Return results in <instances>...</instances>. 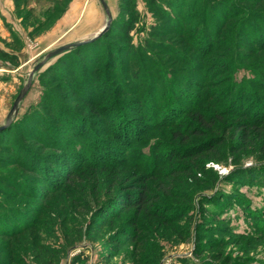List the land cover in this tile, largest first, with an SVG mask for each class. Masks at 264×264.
I'll return each instance as SVG.
<instances>
[{
	"label": "rangeland",
	"instance_id": "374dc122",
	"mask_svg": "<svg viewBox=\"0 0 264 264\" xmlns=\"http://www.w3.org/2000/svg\"><path fill=\"white\" fill-rule=\"evenodd\" d=\"M93 1L0 0V125L47 51L104 25ZM171 1L107 4L34 73L0 128V264H264V18H242L264 0ZM122 120L142 142L115 141Z\"/></svg>",
	"mask_w": 264,
	"mask_h": 264
},
{
	"label": "trees",
	"instance_id": "16d2710c",
	"mask_svg": "<svg viewBox=\"0 0 264 264\" xmlns=\"http://www.w3.org/2000/svg\"><path fill=\"white\" fill-rule=\"evenodd\" d=\"M165 2H167V3H170V4H172V1L171 0H165ZM170 4H169V6H170ZM263 10V12H264V9H262ZM242 18H244V17H247L245 20H246V24H247V26L249 27V28H251L252 27V22L250 21V20H248V18H251V19H253V20H260V19H262V18H264V13L260 16V15H255L254 14V11L253 10H248V11H243L242 12ZM205 42H206V40H205ZM203 43V42H202ZM146 47H148V48H150L151 47V45L150 44H148L147 43V45H146ZM252 83H253V81H252ZM255 85V84H254ZM255 91H258L259 89H261L262 87H259V86H257V85H255ZM239 89H237V91H238ZM259 105V104H258ZM214 107V106H213ZM94 109H95V106H94ZM105 112V111H104ZM212 112L214 113V115L215 116H220V114L221 113H223L221 110H218L216 107H214L213 108V110H212ZM208 114V112H200V116L199 115H197L196 116V118H195V120H193V122L194 121H198L199 122V124H204V125H206V126H208L209 128H211V130H213V129H217L218 128V126H219V121L218 120H216V121H214L213 123H207V122H205V120H206V116L205 115H201V114ZM229 114V113H228ZM256 114V113H255ZM94 116H98V114L96 113ZM199 116V117H198ZM253 116V115H252ZM260 116V114L258 113L257 114V116L256 115H254V117H259ZM262 117H261V119H256V120H253V122H250V124H249V126L251 127V128H253V129H256L257 127V124L258 123H260V122H262V121H264L263 119H264V114L263 115H261ZM198 117V118H197ZM113 124L115 123L114 121L112 122ZM113 124H111V125H113ZM194 124H192V126H193ZM120 127V128H119ZM119 131H115V141H118V144L119 145H123V146H125L127 143H133V144H137V143H139V142H142L143 141V137H141V135L139 136V133L138 132H136V130L132 127V124H131V122H128L127 120H122V121H119ZM111 128V127H110ZM121 128H126L127 129V132H124V131H122L121 130ZM243 129V128H242ZM212 143H213V141L214 140H210ZM215 142V141H214ZM218 142H220V141H218ZM201 143V142H200ZM152 144V143H151ZM159 144H161V143H159ZM201 146L202 147H204V144L203 143H201ZM153 146H151L150 145V149L152 148ZM201 147V148H202ZM188 148V147H187ZM196 149V148H195ZM206 151V148L204 147V148H202V150L201 151ZM107 151H109V148H106V149H103V151H102V153H104V152H107ZM207 151H211L210 149H207ZM192 153V152H191ZM191 153H186V155H183V158L184 157H186L187 155L189 156V158L190 157H192V154ZM99 154V153H98ZM159 154H160V151H159ZM159 154H157V155H153V154H150V155H144V156H142V159H136V160H131V161H129L128 159H126V158H122V159H120L119 158V156H118V153H117V151L116 150H113V151H109V152H107V155L109 156V157H111V155L113 156V162H115V161H117V159H119L120 161L118 162V163H121V164H119L120 166L121 165H131V166H134L135 168L137 167L138 168V170H142L143 172H145L144 174L145 175H150V176H152L153 174H155L156 173V171H157V168L160 166V164H155L154 166H156V169H154L152 166H149V165H147V166H139V164H138V161L137 160H139L140 162H142V164H144V165H146V164H148L149 162H151L152 160H155L156 159V157H158L159 156ZM182 154H178V153H176V156H177V158H180V156H181ZM130 158V157H129ZM132 159V158H131ZM143 160V161H142ZM104 162H106V161H104ZM110 163H112V162H110ZM147 171V172H146ZM148 197V195H143V193H142V191L138 188V191L136 192V193H132V194H130V195H127V196H125V198L126 199H128L129 201H127V203H128V205H130V206H134V205H136V206H142V203L144 202V200L143 199H146ZM155 200H157V199H155ZM126 203V202H125ZM134 227H135V229L133 230V231H127V232H125L124 233V235H129L130 237H133L134 239L136 238V237H138V235H137V232L138 231H141V228L140 227H138L137 225H135V223H134Z\"/></svg>",
	"mask_w": 264,
	"mask_h": 264
},
{
	"label": "water",
	"instance_id": "95a60500",
	"mask_svg": "<svg viewBox=\"0 0 264 264\" xmlns=\"http://www.w3.org/2000/svg\"><path fill=\"white\" fill-rule=\"evenodd\" d=\"M99 2L101 3L102 5V8L107 16L106 18V21L104 23V25L96 32L94 33L92 36L90 37H86V38H83V39H79V40H76V41H72V42H69V43H65V44H62L60 46H57L49 51H47L45 53V55L43 56V58L38 61L36 64H34V66L32 67V69L30 70L29 74H28V78L25 82V84L20 88L16 98L14 99L13 101V104L10 108V110L8 111L7 115H6V122L5 124H8V122L10 121L12 115H14L18 109V105L20 104V102L22 101L24 95L26 94V92L28 91L30 85H31V82H32V78H33V75L36 71H38L39 69H41L45 64L46 62L51 59V58H54L56 56H59L60 54H62L63 52H66L72 48H75L79 45H82V44H85V43H89V42H92L94 39H96L97 37H99L102 32L108 27L109 25V21L111 20V13H110V10L107 6V3L105 0H99ZM5 124L3 125H0V128L2 126H4Z\"/></svg>",
	"mask_w": 264,
	"mask_h": 264
},
{
	"label": "crops",
	"instance_id": "0c3cea01",
	"mask_svg": "<svg viewBox=\"0 0 264 264\" xmlns=\"http://www.w3.org/2000/svg\"><path fill=\"white\" fill-rule=\"evenodd\" d=\"M105 1H106V3L108 5L114 4V2H115V0H105ZM36 4L37 3H33V5H36ZM88 4H90V7H91V5H93L95 3H94L93 0H88ZM86 8H87V6H86ZM86 8L81 10V8L78 6V3L76 1L75 2H70L69 3V9L66 12V16L64 18H67V19H70V20H73V21L81 20V18L84 16V13L87 11V10H85ZM10 15H11V13H10ZM90 19H92V18H90Z\"/></svg>",
	"mask_w": 264,
	"mask_h": 264
}]
</instances>
